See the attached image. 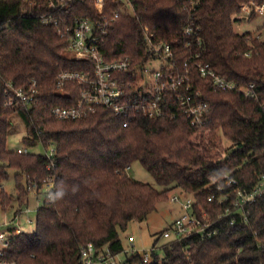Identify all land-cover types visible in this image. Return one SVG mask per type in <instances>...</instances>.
I'll use <instances>...</instances> for the list:
<instances>
[{"label":"trees","instance_id":"trees-1","mask_svg":"<svg viewBox=\"0 0 264 264\" xmlns=\"http://www.w3.org/2000/svg\"><path fill=\"white\" fill-rule=\"evenodd\" d=\"M259 1L105 0L99 11L96 0L57 6L51 5V0H0L1 207L15 208V217L29 205L33 188L43 190L50 177L54 182L52 197L43 191L33 230L17 231L16 224L8 226L11 234L3 252L5 258L16 264H82L83 245L93 241L97 246L115 243L122 247V231L129 223L145 220L160 202L170 199L174 188L193 193L216 219L225 205L208 201V196L221 193L218 184L224 182L225 174L236 177L248 190L261 181L264 40L250 31L236 32L233 25L241 4ZM125 2L132 11L123 10ZM116 10L120 15L102 45L106 59L129 56L133 67L151 62L157 55L147 32L154 42L169 43L174 56L165 66L173 65L175 74L188 70L185 84L191 88L187 90L184 85L181 89L209 105L211 136L209 144L203 142V149H196L192 138L203 136L204 131L187 118L172 90L163 98V115L134 114L127 126L123 115L104 105L82 117L54 116V106L76 105L84 87L70 80L60 87L59 72L72 69L92 73L94 61L68 54L69 36L59 33L58 24L45 23L41 13H52L60 24H72L83 16L109 19ZM187 22L201 27L195 38L200 35L202 43L196 39L192 47L187 45ZM200 63L240 86L254 83L258 97L216 86L212 77L202 75ZM33 78L40 90L37 103L16 107L5 103L9 81L27 86ZM15 114L26 126L23 142L41 144L44 152L8 148ZM221 131L232 141L230 152L218 150ZM52 147L49 156L47 151ZM136 160L164 188L129 175L127 168ZM12 176L15 187L10 192L4 182ZM247 208V215L238 214L235 224L222 218L219 232L212 237L161 242L154 264H264V191ZM127 263L144 264L138 252L128 256Z\"/></svg>","mask_w":264,"mask_h":264},{"label":"built area","instance_id":"built-area-1","mask_svg":"<svg viewBox=\"0 0 264 264\" xmlns=\"http://www.w3.org/2000/svg\"><path fill=\"white\" fill-rule=\"evenodd\" d=\"M75 0H51V5H65ZM193 3V0H191ZM105 0H96L99 11L104 8ZM238 14L264 13V0L259 2H245L240 6ZM120 15V10L114 11L112 16L104 20H95L90 17H77L72 24H60L59 19L50 12L41 13V19L45 23L58 24V31L62 35L69 36L68 54L77 58H91L94 61V71L87 72L81 70L63 69L58 74V85L61 87L67 81H76L84 85L80 99L74 106L56 105L52 108L54 116L58 119H68L86 116L94 111L97 106L104 105L113 109L117 114L125 117L123 124L129 125L134 114H143L147 117L161 116L165 113L163 98L166 91H176V98L182 106L183 112L191 123L202 130H209V105L207 102L198 100L189 91L190 85H186L188 70L185 73L172 72L173 65L166 67L174 56L172 46L169 43L154 42L147 32V40L155 50L157 58L151 62L133 67L129 56L107 60L102 50V45L108 35L109 27ZM200 26L195 27L192 22H187L185 32L189 36L187 45L192 47L197 39L202 43L200 35L195 38ZM260 40H264L261 35H255ZM248 55L251 53L248 52ZM160 61L159 67H152L155 61ZM200 71L204 76L213 78L216 86L229 90L240 89L249 97H258L256 85L251 83L247 86H240L236 81L228 79L218 74L208 64L200 63ZM131 74L130 77L126 75ZM187 90L181 89L184 86ZM39 86L36 78L31 79L27 86H18L13 81H9L5 90V103L16 107L22 104L37 103L39 98ZM199 94V92L197 93ZM264 108V104H263ZM52 147L47 154L51 156ZM19 152H27V148H18ZM50 166V165H49ZM224 182L218 184L221 191L219 195L211 194L208 201H217L218 204L225 205L224 210L218 217L212 218L209 210L197 202L193 193H188L179 188L178 193L170 195V200L180 205L182 212L168 225L156 238L155 243L148 248L136 246V237L129 234L122 247L117 248L115 243L104 246H97L93 241H89L81 248L80 258L82 264H128L127 257L135 253H140L144 264H154L155 251L158 250L161 242L176 239H186L198 236L201 239L209 238L219 232V221L226 217L230 224L237 222L238 214L247 215V206L256 200L257 196L264 191V177L252 189L248 190L240 185L239 180L227 173ZM54 182L50 177L43 186V190L49 197ZM35 189V188H33ZM32 189V190H33ZM36 190V189H35ZM37 191V190H36ZM31 208L26 207L17 219H22L24 213H28ZM23 214V215H22ZM22 215V216H21ZM21 217V218H20ZM27 218V222H32V218ZM11 222L6 221L9 226ZM17 231H21L18 227ZM11 231L3 228L0 223V264H16L4 257V249L9 244Z\"/></svg>","mask_w":264,"mask_h":264},{"label":"rangeland","instance_id":"rangeland-1","mask_svg":"<svg viewBox=\"0 0 264 264\" xmlns=\"http://www.w3.org/2000/svg\"><path fill=\"white\" fill-rule=\"evenodd\" d=\"M132 11V6L125 2L123 5V10ZM233 25L236 32L244 33V32H252L255 35H261L264 39V13H257L253 16H249L246 14H236L233 18ZM152 67H159L160 61H155ZM247 103V107L250 105ZM14 130L10 133L8 137L7 146L9 149H18V148H27L30 152L41 153L44 152V147L39 144L36 146H29L23 142V136L26 134V126L22 118L18 115H14ZM203 136L197 137L194 136L192 139L197 143L195 144L196 149H203V142L209 144L210 142V132L208 129L203 130ZM221 142L219 144L218 150L222 152H230L232 151V141L225 135L220 132ZM204 139V140H202ZM202 142V143H200ZM227 155V153L225 154ZM1 161V159H0ZM127 172L134 178L142 180L144 182H149L158 188H164V185L159 184L154 175L139 161L136 160L132 163L130 167L127 168ZM4 186L10 192L14 191L15 187V180L12 176L7 181L4 182ZM44 190H35L33 189L30 193V203L29 207L32 208L31 211L28 213H24L23 221L19 224L23 230H33L36 226V212L38 206L42 203L44 194ZM180 190L179 188H174L171 190L170 195L174 193H178ZM39 200H38V197ZM27 206L24 207V209ZM14 209L9 208L7 210L3 209L0 204V223L3 224V228L8 229V226L5 225L6 221H11L14 219ZM182 212V209L179 204L172 202L170 199L166 201H162L157 205V208L151 212L148 217L143 221L133 220L129 223L127 229L122 231V237L124 240H127L129 234H133L136 237V246L139 248H148L154 242L156 236H158L170 223L178 217ZM25 217L32 218V222L30 224L26 223ZM21 219V220H22ZM14 222H11L13 224Z\"/></svg>","mask_w":264,"mask_h":264},{"label":"crops","instance_id":"crops-1","mask_svg":"<svg viewBox=\"0 0 264 264\" xmlns=\"http://www.w3.org/2000/svg\"><path fill=\"white\" fill-rule=\"evenodd\" d=\"M37 197H38V196H37ZM38 200H39V197H38ZM39 201H40V200H39ZM27 207H29V206H27ZM29 208H31V207H29ZM31 210H32V208H31ZM31 210H30V211H31ZM19 215H20V214H19ZM22 215H23V214H22ZM22 215H21V216H22ZM17 216H18V215H17ZM20 218H21V217H20ZM19 221H23V219H22V220H21V219L19 220V219H17L16 216H15L14 219H12L10 222H14L13 224H16V227H17V228L20 227L21 230H23V228L19 225V224L21 223V222H19ZM18 222H19V224H17ZM26 223H28V222L26 221ZM10 224H11V223H10ZM10 224H9V225H10ZM28 224H30V223H28ZM29 230H31V229H29Z\"/></svg>","mask_w":264,"mask_h":264}]
</instances>
